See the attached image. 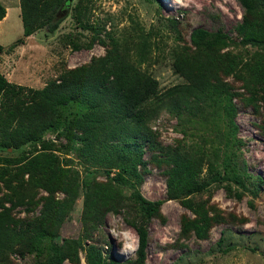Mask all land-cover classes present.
<instances>
[{"label": "trees", "instance_id": "16d2710c", "mask_svg": "<svg viewBox=\"0 0 264 264\" xmlns=\"http://www.w3.org/2000/svg\"><path fill=\"white\" fill-rule=\"evenodd\" d=\"M238 1L245 12L238 25L241 42H264V20L260 14L264 0ZM65 2L19 0L23 37L42 27L53 32L62 20L58 13L65 10ZM5 13L0 3L1 20ZM225 39L226 35L218 31L194 28L190 46L177 45L171 51L172 67L186 82L161 91L157 80L139 68L145 60L144 51L133 61V48L118 41L112 42L103 55L66 70L42 89L30 88V100L23 104L12 102V94L22 86L9 82L0 72V148L39 145L32 152L0 161V181L8 190L0 196V264H8L12 252L21 256L35 253L44 258L45 264L79 262L78 249L82 244L61 237L59 227L77 197L81 181L76 169L59 161L54 141L42 136L55 123L61 125L66 140L60 150L71 152L87 168L82 178V183L90 186L82 213L86 228L87 221L91 226L97 224L106 211L123 213L125 196L112 188L111 181L115 180L118 187L122 184L132 188L128 198L136 205L133 213H126L125 217L136 231L137 246L135 256L122 264H145L148 224L159 214L165 199H179L194 214L193 218L182 219L183 232L194 231L203 237L208 218L198 217L204 201L201 197V201L195 199L212 183H233L256 196L238 171L236 153L230 149L236 142L237 125L234 92L224 76L233 75L245 86L263 89L264 64L256 53L245 60L241 53L223 51L218 44ZM161 109H167L180 121L197 115L213 116L222 124L223 150L221 155L219 151L215 153L220 160H209L203 145L190 143L189 131L183 130V138L176 145L160 147L166 175L165 198L150 200L135 186L142 180L140 166L144 168L146 163L143 152L151 139L149 121ZM99 163L118 170L115 176L107 173L109 189L94 181L97 171L89 165ZM204 163L208 164L210 177L199 181ZM18 177L22 179L13 185ZM39 190L45 194L39 195ZM58 192L63 197H57ZM15 205H39L38 213L14 218L11 210ZM128 215L133 218L128 219ZM85 256L86 264H120L112 254L104 257L96 244L86 246Z\"/></svg>", "mask_w": 264, "mask_h": 264}, {"label": "rangeland", "instance_id": "374dc122", "mask_svg": "<svg viewBox=\"0 0 264 264\" xmlns=\"http://www.w3.org/2000/svg\"><path fill=\"white\" fill-rule=\"evenodd\" d=\"M0 3L6 12L0 19L3 46L0 72L9 82L22 86L12 94L13 103L28 102L30 88L42 89L66 70L103 55L114 41L133 48L130 52L133 61L144 51L145 60L139 68L157 80L160 91L184 83L185 78L172 67L171 51L177 45L190 46V33L196 27L226 35L224 42L218 44L223 51L241 53L245 60L256 53L264 64V42L257 45L241 42L238 25L245 12L238 0H66L65 10L58 13L62 20L53 32L42 27L27 37L22 35L19 0H0ZM260 11L262 21L264 11ZM224 78L234 92L237 125L236 142L230 149L236 153L238 171L256 196L241 191L233 183H212L195 199L201 201V197L204 201L198 217L208 218L203 237L194 231L183 232L182 219L193 218L194 214L179 199H165L159 214L148 224L145 264H264V87L245 86L233 75ZM219 123L210 115L180 121L167 109H161L149 121L151 139L143 152L146 163L144 168L140 166L142 180L135 186L140 194L150 200L165 198L166 175L160 147L176 145L183 138V130L189 131L190 143L203 145L207 159L220 160L215 154L219 151L221 155L223 150ZM42 136L54 141V148L59 149L55 151L59 161L76 169L81 181L77 197L59 227L61 237L82 244L78 249V264H86L88 244H96L104 257L112 254L120 264L133 258L137 234L125 217L126 213H133L136 205L128 198L132 188L122 184L118 187L115 180L111 181L112 188L125 196L123 213L106 211L97 224L91 226L87 221L86 228L82 213L90 186H85L82 178L87 168L71 152L60 150L66 143L60 124L46 128ZM37 148L39 145L35 143L18 149L0 148V161ZM105 165L89 167L97 171L94 181L109 189L107 173L115 176L118 170ZM209 177L208 164L204 163L198 180ZM21 179L13 180V185ZM7 191L0 181V196ZM39 191V195L45 194ZM57 197L63 194L58 192ZM38 209L39 205H15L11 215L23 218L38 213ZM128 217L131 219L133 215ZM43 259L35 253L21 256L12 252L8 264H45ZM63 264L72 263L65 260Z\"/></svg>", "mask_w": 264, "mask_h": 264}]
</instances>
